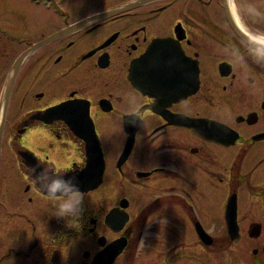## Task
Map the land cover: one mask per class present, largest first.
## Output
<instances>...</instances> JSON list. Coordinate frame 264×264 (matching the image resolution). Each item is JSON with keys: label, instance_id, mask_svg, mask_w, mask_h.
<instances>
[{"label": "flooded vegetation", "instance_id": "af4514ba", "mask_svg": "<svg viewBox=\"0 0 264 264\" xmlns=\"http://www.w3.org/2000/svg\"><path fill=\"white\" fill-rule=\"evenodd\" d=\"M136 1L73 24L70 0H28L32 13L21 6L14 12L22 31L0 22V264H63L75 252L64 254L75 237L87 242L82 264H91L117 239L125 245L113 264L129 255L143 264H193L202 250L211 254L216 248L208 231L219 223L218 211L226 227L229 214L239 233L237 239L229 234L235 264H264V61L257 59L264 52V0H153L99 17ZM177 8V20L161 30ZM43 11L50 14L44 17ZM54 19L56 28L44 31ZM155 38L175 43L172 52L179 56L166 58L177 79L168 80L167 72L149 79L152 85L143 92L131 74ZM170 81L178 86H163ZM64 104L78 109L59 110ZM87 108L104 151L102 186L112 178L114 196L108 211L83 202L73 221L53 214V202L34 183L32 170L43 165L65 174L85 166V143L68 112H78L81 120ZM117 128L124 142L108 173L106 130L116 135ZM132 131L133 149L120 162ZM218 151L229 153L226 167L217 163L220 172L204 164L217 162ZM134 157L139 162H131ZM164 183L172 184L171 192L164 191L166 209L149 190ZM171 205L180 221L187 220L179 234L191 231L187 245L185 238L171 245L169 233L159 245L152 237V223L159 224L163 214L170 217ZM112 208L128 218L117 228L106 224ZM41 224L44 237L37 233ZM199 226L211 244L200 240ZM23 236L27 245H17ZM92 242L98 243L95 249ZM191 245L200 253L187 260Z\"/></svg>", "mask_w": 264, "mask_h": 264}, {"label": "rangeland", "instance_id": "374dc122", "mask_svg": "<svg viewBox=\"0 0 264 264\" xmlns=\"http://www.w3.org/2000/svg\"><path fill=\"white\" fill-rule=\"evenodd\" d=\"M86 1H88L89 4H85V7L83 9H81L80 11L78 10V6L83 5L85 0H70V2L67 4L69 8L73 9L74 16H73V19L70 20L71 23L74 24L76 21L78 22L82 19H86L88 17H91V16H93V15H95L101 11H104L105 9L111 7L112 5L115 6V5L121 4L125 0H91V1L86 0ZM19 6H21V8L23 10H26L28 13L33 12V8L31 7L32 5H30L28 3V0H0V22H3L4 26H8L9 28H11L17 32L23 30V25H22L21 19L19 17L14 16V12L19 11L18 10ZM176 11L178 12V8H177V10H175V12H170L169 20H167V22L162 24L161 30H169L170 29L169 23L173 20L174 21L177 20V18H178ZM46 14H50V13L44 12V17L46 16ZM29 21H30V19H27V21L25 23V27L30 26ZM55 21H56V19H54L53 21L51 20L50 23H47L49 25V27H43L44 28L43 30L44 31H50V30L55 29L56 28ZM129 24H130V22L128 21L126 25L129 26ZM16 35L23 36L24 34L17 33ZM27 39H32V35ZM95 41H96V39H95ZM95 41H94V43H95ZM28 65H29V62L27 63L26 67H28ZM106 132L109 134V136H106L107 140H106V144H105V146L108 150L107 155L109 157L108 160H109V164H110L108 173H113L114 167H115V162L117 160L116 157L118 155L120 145H122L124 142V138H123L124 136H123L122 132H120L118 130V128H117L116 135L110 134V132L107 130H106ZM227 153L228 152H226V151H218L217 155L219 157L216 159L217 162H204V164L207 167L208 166L211 167L212 170H217L218 172H220L217 163H220L224 167H226L227 163L229 162V157L227 158V156H226ZM142 154H144V153H142ZM131 162H139V160L136 157H134ZM213 167H215L216 169ZM111 179L112 178H108L109 181L107 180V182L103 186H101L99 189H97L96 191L84 195L83 202L89 208H97L100 206L102 209L108 211V209L110 208L109 206H111L113 203V200L111 201V199L114 196L113 188L110 189L108 187L111 184H113V182H111ZM147 182H149V184H151L150 183L151 180H147ZM171 186H172V184L168 185L165 183L163 186H161V185H158V186L149 185V187H150L149 190H152L153 192L155 191L153 194L154 195L153 198H157L158 195L162 197V199L159 200L158 207L161 206V208H163V209L167 208L164 205L165 202H168L166 200V198L164 197V195H165L164 191L169 190L168 188H170ZM133 190L129 189V191H128L129 196L131 195V192ZM142 190H145V188H143ZM122 192H123V190H122ZM122 196H124V195L122 194ZM10 207L12 208L11 205H10ZM112 211H114V208H112L110 210V212H112ZM177 213H178L177 209L174 205V206H172V212L170 214V217H168L169 213L163 214L164 216L161 217L162 220H159V224L156 222L152 223V227L154 229V231L152 232L153 233L152 237H153V239L157 245H159L163 240L166 241V239H167L166 233H169V237L171 239L174 238V240H172V242H171V245L177 244V246H178L181 241L183 242L182 238H185L186 245L188 243L192 242L191 241L192 240V237H191L192 233L189 229L185 230V235L183 234L182 238H181V236L179 237V234L182 235L180 225H182V223L187 224V220L186 221H180L179 220L180 214L178 215ZM219 213L220 212L218 211L217 217L214 215V218H216L217 222H219V223H217L215 226L213 225L211 227V230L208 231L213 236V238L216 240V243H217V245L215 246L216 248L214 250H212L214 252L211 254H205L206 252H204L201 249L202 250L201 251V253H202L201 254L202 255L201 260L199 262H195L193 264H235L234 260L232 259V257H233L232 255L236 256V253H234L233 251H230V253H229V233H228L229 231H228L226 225H224L223 218L221 219V215ZM257 216H258V218H260V214H258ZM1 217H2V215L0 214V219H1ZM258 218H256V219H258ZM43 225L41 224L38 227V232H37V233H41V231H42V237H44V233H45L43 230ZM113 225L115 228L118 227L117 223H115ZM107 226H110V224H107ZM165 226H167L168 229H170V230H166V232H163ZM27 239H28V236H23V238H21V240H19V242H17V245H21V246L27 245L26 243L24 244V242H23L24 240L27 241ZM92 243L93 244H90V245H94V249H95V247L98 246V243H96V244H94V242H92ZM13 244L16 245L15 242H13ZM85 245H87V242H84V241L80 240L79 238L75 237L73 244H72V248L65 250L64 254H68L69 250H71V249H74L75 252H74V254L68 256L67 260H65L63 264H82V263H84L85 259L82 256V252L84 249H87V248L83 247ZM76 250L80 251V252L76 253ZM197 253H200V250L195 245H191L190 247L186 246L185 256H186L187 260L190 258V256H198ZM205 255H207V256H205ZM143 263H144L143 261H133L129 255L128 257L121 258L117 264H143ZM87 264H88V262H87ZM185 264H192V263H188V261H186Z\"/></svg>", "mask_w": 264, "mask_h": 264}, {"label": "water", "instance_id": "95a60500", "mask_svg": "<svg viewBox=\"0 0 264 264\" xmlns=\"http://www.w3.org/2000/svg\"><path fill=\"white\" fill-rule=\"evenodd\" d=\"M149 1H153V0H138L130 5H127L123 9L112 10L104 14H101L99 17H108L116 13L118 14L123 11L138 7L145 3H148ZM171 47H172V43L170 39H160L158 41L155 58L152 60V57H151L148 64H142V66H145L143 68V72L145 75L149 74L152 69L155 70L156 68H158V70H156L157 74H155V77L161 78V73L159 72V70L163 71V67H162L163 48H171ZM169 71L172 72L173 68L169 67ZM170 79H175V77L170 78ZM175 85L178 86V84H175L173 81H170L165 86L167 87V86H175ZM142 86L145 87V84H143ZM79 136L86 141L85 150H86V155L88 158V162H87L88 169L84 171V174L86 175L84 177L73 175V174H69L68 176L69 177L74 176L75 183L77 184L79 189L82 192H85L95 187L97 184H99L102 181V175L104 172L105 165H104V158H103V152L101 149V145L95 134L94 124L91 119H89L88 130L85 129L83 133H79ZM132 144H133L132 140L128 141V144L126 145L125 153L122 159H126L128 157V152L131 150ZM0 151H1V148H0ZM118 213H119L118 210H114L110 212V214L107 216L106 222L110 224V226H113L114 223L120 222V220L118 219L120 215ZM124 218L126 219V217ZM227 223H228V231H229L228 233L232 234V236L234 237H238L237 229L232 228V223L229 222V214L227 215ZM196 230H197L199 237L203 241H206L208 244L212 243L213 241L212 238L201 226L197 227ZM121 248L122 246L121 245L119 246L118 244L108 246L104 250L100 251L94 257L92 264H111L113 259L119 254Z\"/></svg>", "mask_w": 264, "mask_h": 264}, {"label": "clouds", "instance_id": "9594fccd", "mask_svg": "<svg viewBox=\"0 0 264 264\" xmlns=\"http://www.w3.org/2000/svg\"><path fill=\"white\" fill-rule=\"evenodd\" d=\"M264 44V38L259 40ZM257 59L264 61V52L257 55ZM33 181L49 200L53 202L54 215L58 218H72L75 221L82 212L84 193L75 183V177L58 174L53 170L38 165L32 170Z\"/></svg>", "mask_w": 264, "mask_h": 264}]
</instances>
